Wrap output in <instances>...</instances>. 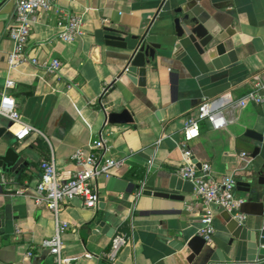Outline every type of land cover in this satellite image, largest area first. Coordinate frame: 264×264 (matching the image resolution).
Wrapping results in <instances>:
<instances>
[{
	"label": "crops",
	"instance_id": "crops-1",
	"mask_svg": "<svg viewBox=\"0 0 264 264\" xmlns=\"http://www.w3.org/2000/svg\"><path fill=\"white\" fill-rule=\"evenodd\" d=\"M195 1L210 13L223 39L233 42L237 62L215 71L211 66L172 60L169 55L166 59L157 56L147 66L142 89L123 71L136 44L132 38L148 30L158 33L161 0H75L72 4L59 0L56 6L83 21L84 34L71 44L59 40L52 13L35 15L25 51L38 62L59 60L61 67L54 74L31 62L8 70L7 56L14 44L7 30L14 20L16 0H0V92L11 79L15 86L10 94L23 120L42 133H31L18 142L13 135L16 128L0 119V128L5 129L0 155L13 148L20 156L12 170L0 172V264H55L42 247L55 234L53 213L30 197L41 177L40 165L53 160L65 178L71 177L80 170L71 161L72 154L79 149L90 154L89 146L100 134L110 148L107 158L123 160L153 150L151 162L156 171L126 165L99 180L97 210L84 208L79 199L61 208L59 217L70 226L62 235L65 264H110L103 254L117 235L127 237L129 243L115 264H177L170 247L176 237L170 234L183 231L193 238L204 227L201 218L208 214L215 227L207 244L211 254L216 250L229 258L239 250L246 254V244L233 240L225 230L219 218L222 211L196 197L190 182L184 181L180 192L166 191L183 197L182 201L154 196L165 192L161 188L176 175L182 160L179 144L190 113L205 99L235 102L254 91L256 82L264 86V0ZM112 30L124 34L127 50L106 43V36L118 35ZM260 93L264 97V90ZM124 110L133 123L107 122L108 114ZM227 119L229 124L221 131L201 122L199 138L187 147L200 164L211 166L215 177L236 173L237 183H243L264 163V102L228 107ZM247 131L262 135L263 141L247 138ZM255 148L259 154L253 158ZM236 194L245 200L241 211L246 226L263 230L262 202H251L249 194L238 189ZM193 264L222 263L199 258Z\"/></svg>",
	"mask_w": 264,
	"mask_h": 264
},
{
	"label": "built area",
	"instance_id": "built-area-1",
	"mask_svg": "<svg viewBox=\"0 0 264 264\" xmlns=\"http://www.w3.org/2000/svg\"><path fill=\"white\" fill-rule=\"evenodd\" d=\"M57 1L59 0H16L14 20L7 30V37L14 44L12 52L7 56L9 71H15L23 64L30 62L42 68L47 74H54L59 71L61 67L59 60L38 62L36 59L29 57L25 51L31 36L32 18L40 13L53 14L58 38L63 43L71 44L84 34L82 19L69 13L66 9L56 6ZM65 1L72 4L75 0ZM14 86V82L7 79L0 92V119L8 121L11 128H16L13 135L18 142H22L31 133L40 135L42 133L23 120L16 101L10 94V90ZM261 90H264V86L256 82L254 91L249 92L235 102L226 103L223 98L216 103L209 99L203 100L187 118L182 133L183 141L179 144L182 160L176 175L183 181L190 182L193 185L195 196L200 198L205 205L227 212L238 223L245 222L246 215L241 211L245 200L239 198L236 194V173L215 177L208 163L201 164V168L198 169L193 162L194 154L187 147V144L199 138L201 122L209 123L214 131L225 129L229 124L227 119L228 107L237 109L250 103L262 104L264 97L260 93ZM89 149L91 150L90 154H85L80 149L72 154L71 161L80 170L69 178H65L59 172L53 160L42 162L40 165L41 177L30 195L38 206H44L53 213L55 234L52 238L44 240L42 247L53 257L55 264L66 263L62 259L64 249L62 235L70 227L59 217L61 208L79 199L84 208L97 210L101 202V194L98 188L99 180L107 179L114 170L124 168L127 161L133 157L123 160L107 158L106 154L110 148L103 134H100L98 139L90 144ZM242 158L249 159V155L242 154ZM142 190L143 187L136 195L140 196ZM19 194L24 195V193ZM201 223L204 227L198 235L209 244L215 234L213 216L208 214L202 217ZM128 243L129 239L127 237L115 236L111 240L108 251L103 254V258L108 263L115 264L119 253ZM28 255L32 256L31 253ZM85 257L88 259L93 258L91 254H86Z\"/></svg>",
	"mask_w": 264,
	"mask_h": 264
},
{
	"label": "water",
	"instance_id": "water-1",
	"mask_svg": "<svg viewBox=\"0 0 264 264\" xmlns=\"http://www.w3.org/2000/svg\"><path fill=\"white\" fill-rule=\"evenodd\" d=\"M162 15V21L159 23V31L156 35L151 34L149 30L140 38L133 37L136 42L132 48L133 52L128 58V64L123 71L133 84L140 88L146 87L147 66L156 62L157 56L169 57L172 60L191 62L194 66H211L215 71H219L229 65L237 62L236 52L231 40L223 39L221 31L216 28V22L210 13L195 0H161L158 16ZM117 36H106L108 45L117 46L127 50V44L124 34L120 32ZM167 57V58H169ZM138 77L139 79L137 80ZM107 122L110 124H131L133 119L131 114L124 110L116 114L107 115ZM5 133V129L0 128V137ZM246 137L258 143L263 141L262 135L247 131ZM153 150H146L127 161L129 166H140L154 173L156 168L151 163ZM259 154V149L255 148L252 157ZM20 159L19 154L13 148H7L3 155H0V172L12 170ZM194 164L201 168V164L194 158ZM251 175L244 179L243 183H237V189L240 192L249 194L251 202L261 201L262 225L264 227V163L257 165ZM183 180L178 176H171L167 187H163L165 192H156L155 197L171 198L183 200L180 196H171L166 191L180 192L182 190ZM242 186L243 188H239ZM162 187V186H161ZM146 195H151L147 192ZM219 218L224 225L225 230L231 238L239 243L246 244V254L237 251L234 258H229L216 250L211 254L206 241L199 235L188 238V235L180 231L178 234L171 233L172 257L177 264H193L197 259H209L211 262L222 264H263L264 263V228L263 230H250L246 223H238L227 212L220 213ZM102 224L97 231H101ZM209 254V255H207Z\"/></svg>",
	"mask_w": 264,
	"mask_h": 264
}]
</instances>
